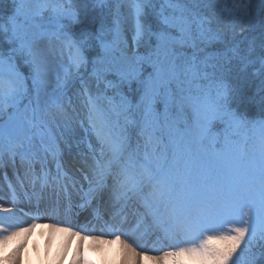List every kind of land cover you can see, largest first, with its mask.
Segmentation results:
<instances>
[{
	"label": "snow or ice",
	"instance_id": "1",
	"mask_svg": "<svg viewBox=\"0 0 264 264\" xmlns=\"http://www.w3.org/2000/svg\"><path fill=\"white\" fill-rule=\"evenodd\" d=\"M11 4L0 10V162L36 158L40 147L56 157L79 86V127L94 162L86 195L109 180L118 198L147 192L145 215L168 225V250L151 258L160 264H184L186 255L255 264L253 249L264 250V52L201 56V45L220 37L188 0ZM257 81L259 111L250 115L240 103ZM2 225L0 245L36 227Z\"/></svg>",
	"mask_w": 264,
	"mask_h": 264
},
{
	"label": "rangeland",
	"instance_id": "2",
	"mask_svg": "<svg viewBox=\"0 0 264 264\" xmlns=\"http://www.w3.org/2000/svg\"><path fill=\"white\" fill-rule=\"evenodd\" d=\"M188 2L189 6L194 7V10L202 18L210 21L213 32L218 33L220 37L210 43L218 49H208L210 44H202L201 56L212 58L221 51L231 48L232 46H229L225 38L227 32H237L242 35L260 34L262 37L256 35L257 42L264 41V0H188ZM11 9V0H0V10L9 13ZM122 11L127 12V7H122ZM132 37L133 33L129 25L124 32V39L129 46L133 43ZM240 38L246 43L252 42V38L248 40L245 37ZM238 45L239 41L235 43L236 47ZM141 51L144 49L142 48ZM262 52H264V43L254 56ZM21 71L27 73L28 69L21 65ZM79 91V86H77L70 93L72 108L75 109V112L70 110L72 117L69 122V129L61 140L56 157L49 154L45 159L43 147H40L37 150L36 158L29 155L22 159L17 155L13 160V158L5 155L3 162H0V220L3 221L2 228L8 229L10 232L14 231L15 228L9 227V225L26 228L32 223L36 224L31 233H22L0 245V257L6 258L0 259V264H101L98 257L94 256V241L96 239L93 237H97L96 235L83 233V231L75 229L71 223L65 225L52 223L49 220H40L30 215L22 207V204H31L33 198L38 200V191L47 194L46 189L49 188V196H53L55 191L53 187H49V184L53 178L59 175L62 168L69 170L73 175H77V170L86 172L79 163L80 160L87 162L89 168L94 163L91 151L84 139V133L79 127V120L83 118L85 111V97L81 96ZM93 144H95L94 140ZM57 163L60 166L59 172ZM15 169L17 172L13 171ZM42 184L45 186L42 187ZM208 194L210 195L211 192L209 191ZM144 196H147V192L143 194ZM137 198H141V201L144 202V198ZM78 224L83 227V223L79 222ZM49 225H56V228H50ZM60 229H70L71 231L66 232ZM72 231L78 235H73ZM165 241L167 244L170 243L169 240L165 239V233H163V239L159 244L158 241L155 244L158 248L147 251V257L148 255H162L164 250L161 246H165ZM152 242L149 245L152 246ZM20 252H22V256L19 258ZM262 252L264 250L259 247L253 249L255 264L259 261L264 262ZM183 261L184 264H187L186 260ZM145 264L153 263L146 261ZM167 264H174V262L171 260Z\"/></svg>",
	"mask_w": 264,
	"mask_h": 264
},
{
	"label": "bare ground",
	"instance_id": "3",
	"mask_svg": "<svg viewBox=\"0 0 264 264\" xmlns=\"http://www.w3.org/2000/svg\"><path fill=\"white\" fill-rule=\"evenodd\" d=\"M72 117V116H71ZM73 117H76L73 115ZM79 163H81L82 166H84V170L86 169V172L83 170H77V175H80L82 178L89 172L88 163L84 160H80ZM88 187V184H86ZM71 190H73L71 188ZM110 193L109 197L106 198V195H97L94 197V201L91 203L90 206L87 207V209H90L96 205L100 206L102 208V211L106 217L107 220H109L110 227L114 229L116 235L120 236V240H116L114 237V234L109 233L108 236H102L99 235L98 239L94 241V256L98 257L99 262L101 264H138V260L135 256V253H143V249L140 247L141 244L145 241L143 233L146 227H142V223H147V221H143L140 223V216L137 215V218L133 215L131 219H125V216H129L130 213L134 212L135 210L142 212V216L146 213L145 203L138 204L139 201H134V198H124L119 197L118 198V191L116 189L107 191ZM103 196V197H101ZM104 198H106V203H102L101 201ZM121 199L124 200V202L128 201V203L134 201L135 204L129 205L128 207L124 209L122 207ZM101 200V201H100ZM110 202V203H109ZM127 203V202H126ZM104 204V205H103ZM131 204V203H130ZM138 204V205H137ZM124 206V205H123ZM130 207V208H129ZM139 207V208H137ZM131 209V210H128ZM136 208V209H135ZM82 211H86L84 207L81 208ZM140 215V214H139ZM167 225L166 220L164 221L163 225L159 228H164ZM168 226V225H167ZM73 233V231L71 232ZM75 233V232H74ZM126 233V234H125ZM150 233V231L148 232ZM158 237L161 238L159 235ZM152 240V237L149 238V241ZM153 243H156L153 241ZM125 244L131 245V248L135 250V252H130L126 247ZM140 245V246H139ZM22 256V252L19 253V258ZM153 257H159L158 255H142L139 260H142V264H145L146 261H150L153 264H160L158 260L151 259ZM182 260H186L187 264H200V262L190 256H184L182 257ZM20 261V260H19ZM171 261V260H169Z\"/></svg>",
	"mask_w": 264,
	"mask_h": 264
},
{
	"label": "trees",
	"instance_id": "4",
	"mask_svg": "<svg viewBox=\"0 0 264 264\" xmlns=\"http://www.w3.org/2000/svg\"><path fill=\"white\" fill-rule=\"evenodd\" d=\"M256 35H260V34H255V35H242V34H238L237 32H227L226 33V42H228L229 46H235V43L237 41H239V45L238 48L240 49H244L247 50L249 48H251L253 50V54H255L257 51L260 50L262 44L264 43V41H260L257 42V37ZM262 37V35H260ZM240 37H245L247 40L252 38V42H247L245 40H242ZM248 43H250V45H247ZM246 45V46H244ZM218 49L216 48L214 45L210 44L208 49ZM258 91V81L255 84H251L249 86H246L245 90H244V94L240 103V108L242 111L247 110L248 113L250 115H254L256 113H258L259 111V101H260V96L256 95ZM259 264H264L263 261H259ZM257 263V264H258Z\"/></svg>",
	"mask_w": 264,
	"mask_h": 264
}]
</instances>
